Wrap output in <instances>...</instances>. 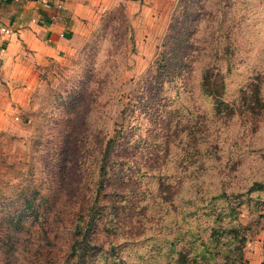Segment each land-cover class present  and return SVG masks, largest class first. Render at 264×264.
I'll use <instances>...</instances> for the list:
<instances>
[{
    "label": "rangeland",
    "instance_id": "1",
    "mask_svg": "<svg viewBox=\"0 0 264 264\" xmlns=\"http://www.w3.org/2000/svg\"><path fill=\"white\" fill-rule=\"evenodd\" d=\"M138 5L38 64L0 127V264H264V0Z\"/></svg>",
    "mask_w": 264,
    "mask_h": 264
},
{
    "label": "crops",
    "instance_id": "2",
    "mask_svg": "<svg viewBox=\"0 0 264 264\" xmlns=\"http://www.w3.org/2000/svg\"><path fill=\"white\" fill-rule=\"evenodd\" d=\"M138 9L149 0H137ZM119 0H0V127L20 119L24 98L37 80L36 66L57 57L91 20ZM144 2L142 5L141 3Z\"/></svg>",
    "mask_w": 264,
    "mask_h": 264
},
{
    "label": "trees",
    "instance_id": "3",
    "mask_svg": "<svg viewBox=\"0 0 264 264\" xmlns=\"http://www.w3.org/2000/svg\"><path fill=\"white\" fill-rule=\"evenodd\" d=\"M178 33V32H177ZM184 34H182V33H178V34H176V36H175V42H174V44H176L177 45V40L178 39H180L182 36H183ZM174 52H176L175 51V49H174V51H173V53H172V55H171V57H169L168 58V61L167 62H165L163 65H162V69H164V71H163V75H166V78H167V80L168 81H170V84L173 86V88H174V86L176 85V83H175V80H176V77H178L179 76V74L180 73H178V72H176V70H175V67L173 66V64L171 65V62L173 61V59L175 58V54H174ZM222 68H220L219 70H221ZM216 76H219L220 78H221V80L223 81V78H224V76H225V73H223V72H221V71H219L218 73H217V75ZM204 79H207V78H204ZM207 85L209 84V83H206ZM173 90V89H172Z\"/></svg>",
    "mask_w": 264,
    "mask_h": 264
},
{
    "label": "built area",
    "instance_id": "4",
    "mask_svg": "<svg viewBox=\"0 0 264 264\" xmlns=\"http://www.w3.org/2000/svg\"><path fill=\"white\" fill-rule=\"evenodd\" d=\"M11 31L12 30L9 27L0 26V34H10Z\"/></svg>",
    "mask_w": 264,
    "mask_h": 264
}]
</instances>
